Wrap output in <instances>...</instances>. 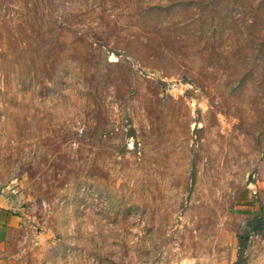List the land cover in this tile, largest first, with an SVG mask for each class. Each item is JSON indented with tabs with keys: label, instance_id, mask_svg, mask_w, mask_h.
<instances>
[{
	"label": "rangeland",
	"instance_id": "374dc122",
	"mask_svg": "<svg viewBox=\"0 0 264 264\" xmlns=\"http://www.w3.org/2000/svg\"><path fill=\"white\" fill-rule=\"evenodd\" d=\"M0 190L21 264H264V0H0Z\"/></svg>",
	"mask_w": 264,
	"mask_h": 264
},
{
	"label": "crops",
	"instance_id": "0c3cea01",
	"mask_svg": "<svg viewBox=\"0 0 264 264\" xmlns=\"http://www.w3.org/2000/svg\"><path fill=\"white\" fill-rule=\"evenodd\" d=\"M17 197L0 190V264H21L16 260L15 252L9 248L12 232L22 221L21 206L16 203ZM14 253V254H13Z\"/></svg>",
	"mask_w": 264,
	"mask_h": 264
}]
</instances>
